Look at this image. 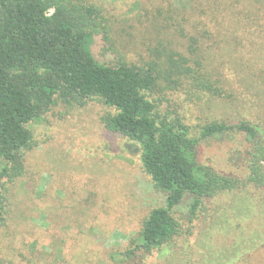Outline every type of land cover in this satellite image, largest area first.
I'll use <instances>...</instances> for the list:
<instances>
[{
	"label": "rangeland",
	"instance_id": "obj_1",
	"mask_svg": "<svg viewBox=\"0 0 264 264\" xmlns=\"http://www.w3.org/2000/svg\"><path fill=\"white\" fill-rule=\"evenodd\" d=\"M91 1L111 18L115 48L107 49L101 35L93 44L96 58L107 64L120 54L141 63L164 34L171 35L169 28L192 30L202 18V30L211 32L204 44L215 54L214 68L223 62L234 68L241 57L253 68L240 75L225 69L237 103L185 87L167 93L163 109L184 116L195 129L244 117L264 129V7L259 0ZM255 8L262 13L254 15ZM243 10L255 16L252 29L237 20ZM171 36L179 41L176 50L186 53L185 38L178 32ZM108 113L114 110L99 100L58 104L32 126L35 146L25 155V176L1 181L7 211L0 226L2 264H264V189L254 185L206 203L193 225L184 202L176 210L181 237L148 259L140 250L128 257L145 219L165 204V195L145 172L136 145L106 129ZM247 149L242 137L225 135L204 141L199 156L220 173L245 178Z\"/></svg>",
	"mask_w": 264,
	"mask_h": 264
},
{
	"label": "trees",
	"instance_id": "obj_2",
	"mask_svg": "<svg viewBox=\"0 0 264 264\" xmlns=\"http://www.w3.org/2000/svg\"><path fill=\"white\" fill-rule=\"evenodd\" d=\"M259 2L264 7V0ZM242 13L237 20L252 29L254 15L262 9ZM205 24L201 18L192 30L165 27L187 39L181 43L186 53L176 50L179 41L164 34L149 59L130 63L120 54L117 62L107 64L93 53L100 35L107 49L115 48L104 6L91 0H0V186L3 179L6 183L25 176V155L35 146L34 124L58 104L84 106L99 100L114 110L103 118L106 129L136 145L145 172L165 195V204L145 219L128 257L140 250L148 259L181 237L183 223L176 210L184 202L189 206L187 222L193 225L214 198L242 186L264 189V129L258 122L246 117L216 120L195 129L184 116L163 109L167 93L185 87L237 103L225 69L240 75L252 70L253 63L241 57L234 68L222 61L214 68L215 54L204 44L211 33L202 30ZM225 135L240 136L248 145L245 178L220 173L200 159L204 141ZM1 193L0 226L7 212Z\"/></svg>",
	"mask_w": 264,
	"mask_h": 264
}]
</instances>
